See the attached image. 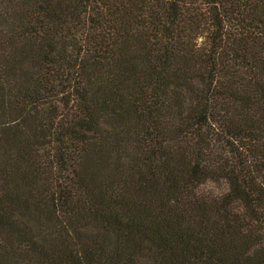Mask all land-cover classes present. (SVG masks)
I'll return each instance as SVG.
<instances>
[{
  "label": "trees",
  "instance_id": "1",
  "mask_svg": "<svg viewBox=\"0 0 264 264\" xmlns=\"http://www.w3.org/2000/svg\"><path fill=\"white\" fill-rule=\"evenodd\" d=\"M0 264H264V0H0Z\"/></svg>",
  "mask_w": 264,
  "mask_h": 264
},
{
  "label": "rangeland",
  "instance_id": "2",
  "mask_svg": "<svg viewBox=\"0 0 264 264\" xmlns=\"http://www.w3.org/2000/svg\"><path fill=\"white\" fill-rule=\"evenodd\" d=\"M213 188H214L215 190H216V189H220V187H218V186H215V187L213 186Z\"/></svg>",
  "mask_w": 264,
  "mask_h": 264
}]
</instances>
